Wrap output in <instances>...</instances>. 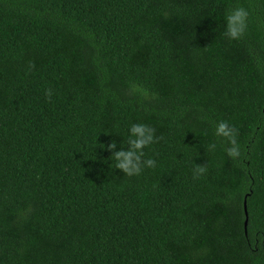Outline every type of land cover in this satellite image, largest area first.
I'll list each match as a JSON object with an SVG mask.
<instances>
[{"label":"trees","instance_id":"16d2710c","mask_svg":"<svg viewBox=\"0 0 264 264\" xmlns=\"http://www.w3.org/2000/svg\"><path fill=\"white\" fill-rule=\"evenodd\" d=\"M0 264H264V0H0Z\"/></svg>","mask_w":264,"mask_h":264},{"label":"clouds","instance_id":"9594fccd","mask_svg":"<svg viewBox=\"0 0 264 264\" xmlns=\"http://www.w3.org/2000/svg\"><path fill=\"white\" fill-rule=\"evenodd\" d=\"M248 12L243 7H236L226 15L225 36L230 40H239L247 28ZM30 68L34 65H29ZM51 89L45 90V96L51 98ZM215 135L227 142L225 149L228 157L236 159L240 157V146L237 143V130L227 121H220L216 125ZM155 136V129L145 124H133L129 129L128 146L125 150L116 151L115 141L107 145V151L113 153L111 157L116 161L115 168L128 177L139 175L144 168H155L156 162L152 158L144 159V149L159 141ZM104 147V145H103ZM216 145L208 146V151H213ZM207 172V165L194 167V178L198 179Z\"/></svg>","mask_w":264,"mask_h":264},{"label":"water","instance_id":"95a60500","mask_svg":"<svg viewBox=\"0 0 264 264\" xmlns=\"http://www.w3.org/2000/svg\"><path fill=\"white\" fill-rule=\"evenodd\" d=\"M244 205H245V203H244ZM244 210H245V212H246L245 206H244ZM246 223H247V215H246V217H245L244 226L246 225Z\"/></svg>","mask_w":264,"mask_h":264}]
</instances>
